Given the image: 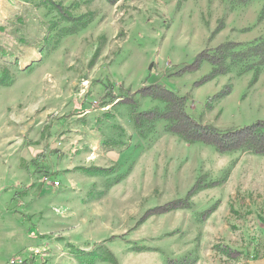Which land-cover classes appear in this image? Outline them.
Masks as SVG:
<instances>
[{"label": "rangeland", "instance_id": "rangeland-1", "mask_svg": "<svg viewBox=\"0 0 264 264\" xmlns=\"http://www.w3.org/2000/svg\"><path fill=\"white\" fill-rule=\"evenodd\" d=\"M47 1L0 0V44L6 52L0 54V70L6 68L12 79L0 86V264H17L19 258L21 264H112L108 255L116 264L183 258L186 264H264V154H221L200 142L186 143L165 132L163 120L143 139L129 106L104 97L109 84L116 93L132 94L160 83L186 97L194 118L218 129L264 120V66L254 82L252 71L238 75V68L202 80L212 70L207 61L183 67L223 41L264 35V18L256 22L264 0L245 5L236 0H50L74 16L91 18L53 46L65 23ZM220 22L223 27L213 33ZM133 97L138 111L163 107L149 97ZM73 135L99 137L106 151L100 168L110 171L78 168L98 176L96 185L86 203L68 215V227L41 235L33 212L37 194L31 189L37 179L53 186L37 172L42 160L61 152L67 172L72 163L92 157L82 149L94 142L82 143ZM200 176L203 183H219L196 191L187 208L142 218L152 207L183 198ZM40 239L42 254L35 249ZM222 247L239 248L240 254L228 257Z\"/></svg>", "mask_w": 264, "mask_h": 264}, {"label": "trees", "instance_id": "trees-1", "mask_svg": "<svg viewBox=\"0 0 264 264\" xmlns=\"http://www.w3.org/2000/svg\"><path fill=\"white\" fill-rule=\"evenodd\" d=\"M107 1L113 2L115 0ZM251 1L253 0H236V2L241 5L248 4ZM44 4L50 5L52 9L56 11L61 21L65 23V25L57 29L56 39L52 46L55 45L60 38L76 33L85 28L91 22V18L87 15H72L68 8L61 3L48 0L47 2H44ZM263 18L264 2L257 14L256 22H260ZM221 27H223L222 23L218 24L213 33L220 30ZM247 29L248 28H245L243 30ZM20 39L22 40V38ZM4 50V46L0 44V54H6ZM203 61L209 62L212 65V70L202 80L210 79L217 74L225 75L232 69L238 68V75L252 71L251 82H254L257 80L260 70L264 66V35L258 36L246 43L231 40L223 41L214 48L201 50L195 56L191 65H185L183 67L196 68ZM11 81L10 73L6 68H2L0 70V86H7ZM108 89H110V91ZM224 92L227 93L228 90L225 89L214 96H220ZM132 94L157 100L163 104V107L161 109L158 107H152L138 111L137 101ZM132 94L130 91L126 94L116 93L111 84L104 87V97H109V102H112L113 105L123 103L129 106L134 128L136 129L137 134L143 139L154 130L157 121L163 120L165 121L163 128L164 131L176 135L186 143L192 144L200 142L211 146L216 152L221 154L236 151H247L259 155L264 154V120H256L247 125L221 130L214 125L204 123L201 120L194 118L187 111L186 97L175 94L160 83L143 86ZM209 99H211V96ZM81 169L92 174H100L110 171V168L105 169L99 167H82ZM37 172L42 173V175H53V173L48 172L46 165H42ZM218 183V181L203 183L202 177L200 176L189 188L183 198L174 199L163 205L152 207L145 212V215L142 218L151 214L164 213L172 209L187 208L189 206L188 200L190 196L196 191L202 188L215 186ZM206 213H208V211H205L203 214ZM220 250L224 255L231 258H235L240 254L239 251L230 247H222ZM108 258L112 264H116L114 257L108 255ZM186 261V258L179 261L168 260L167 264H186Z\"/></svg>", "mask_w": 264, "mask_h": 264}, {"label": "crops", "instance_id": "crops-1", "mask_svg": "<svg viewBox=\"0 0 264 264\" xmlns=\"http://www.w3.org/2000/svg\"><path fill=\"white\" fill-rule=\"evenodd\" d=\"M236 40H239L241 42H249L250 38L248 39H240L233 38ZM76 136V141L83 142H94V146L90 149H85L86 147H83L82 150H87L85 155H90L92 157L86 156L84 159L82 158V161L80 162H74L71 165V168L65 172L64 170V160L58 158V155L61 156L60 153H50L47 157V161L42 160V163L46 165L49 172L53 173L52 179H56L60 182V185L57 187L54 186H46L44 184L38 183V179L36 180V186L31 189V192H35L36 195V202H35V208L33 210L34 214L38 216V225L37 227L41 229L42 232L40 234H45L48 230H54V229H63L65 227H68V224H65L67 221V218L69 217L73 211V208L75 206H82V204H85V198H87L88 191L92 186H95L98 179V176H91L86 173H84L81 170H78V168L82 167L87 168L88 166H94V167H102L106 164L104 163V159L100 158V154H103L106 152L102 149V146H100V139L97 136H94V140L90 138L88 135H73L72 139L74 140ZM69 138V137H68ZM98 138V139H97ZM133 139H131L132 141ZM81 148V145L78 146V148H75L76 150H79ZM63 151V149H59V151ZM133 149L131 148L130 151ZM114 153V152H113ZM95 156L94 159H92ZM123 156V155H122ZM124 157V156H123ZM109 160H114L113 157H110ZM121 161V159H120ZM120 161L118 163H120ZM53 176L55 178H53ZM93 177V178H92ZM96 178V179H95ZM45 192V193H44ZM31 194L30 196H33ZM43 196H47V199L43 200ZM43 200V201H42ZM88 201V200H87ZM84 236V234H83ZM87 237L90 236V233L87 232ZM67 239H70V235L66 237ZM71 241V239H70ZM64 243H66L64 241ZM41 239L35 244L37 245L35 249L36 252H40V250H43ZM56 246V245H55ZM59 247V246H58ZM234 250H237L240 252V249L230 247ZM41 253V252H40ZM37 254V253H36ZM42 254V253H41Z\"/></svg>", "mask_w": 264, "mask_h": 264}, {"label": "built area", "instance_id": "built-area-1", "mask_svg": "<svg viewBox=\"0 0 264 264\" xmlns=\"http://www.w3.org/2000/svg\"><path fill=\"white\" fill-rule=\"evenodd\" d=\"M41 181H43L45 184H50L53 185L54 187H57L60 185V182L58 180L52 179L50 176L48 175H41ZM17 264H21L22 263V259L19 258L17 260L14 261Z\"/></svg>", "mask_w": 264, "mask_h": 264}]
</instances>
